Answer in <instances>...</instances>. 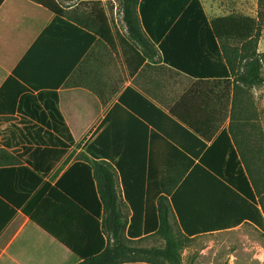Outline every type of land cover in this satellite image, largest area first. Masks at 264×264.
<instances>
[{
  "label": "crops",
  "instance_id": "1",
  "mask_svg": "<svg viewBox=\"0 0 264 264\" xmlns=\"http://www.w3.org/2000/svg\"><path fill=\"white\" fill-rule=\"evenodd\" d=\"M60 1L69 19L92 28H97L94 6H100L112 27L110 40L96 36L80 23L77 26L82 32L64 24L53 27L55 14L31 0H0V151L4 152L0 163L2 156H9L11 164H0V169L22 166L24 161L18 156L25 148L37 146L22 134L45 130L39 124H22L30 112L23 106L27 95L40 99L41 92L56 90L59 111L74 139V145L21 209L5 198L10 192L0 173V264L81 262L79 256L32 222L24 210L38 207L72 166L85 163L86 147L92 144L95 149L99 139L98 146L106 157L98 161L110 166L115 175L126 245L153 249L162 248L165 242L155 232L127 238L133 211L125 200L119 165L128 182L144 177L151 201L149 214L155 218L158 212L154 207L165 196L164 189L175 190L171 196L179 192L182 180L189 176L187 166H202L197 174L189 176L178 196V205L192 230H213L194 239L231 232L247 224L232 228L241 220L244 201L206 172L214 166L223 174L229 164L240 161L230 126L227 80L204 75L211 73L205 70L216 69L215 64L178 61L200 70L202 75L197 77L166 65L160 48L166 34L155 26L150 33L144 30L145 45L136 43L126 26L117 28L116 0ZM206 15L213 19L230 14L213 18ZM90 35L95 40L89 44ZM217 69H221L220 64ZM64 186L74 195L92 197L94 193L89 176L83 173L72 174ZM239 186L247 194L241 182ZM92 208L97 211L96 205ZM88 219L77 217L76 231L88 229ZM170 222L175 232H180L174 208ZM75 233L77 237L81 232ZM107 236L112 244L111 233ZM121 264L155 263L141 257L138 262Z\"/></svg>",
  "mask_w": 264,
  "mask_h": 264
},
{
  "label": "trees",
  "instance_id": "2",
  "mask_svg": "<svg viewBox=\"0 0 264 264\" xmlns=\"http://www.w3.org/2000/svg\"><path fill=\"white\" fill-rule=\"evenodd\" d=\"M31 1L55 14L53 27L64 24L67 28L82 32L77 26L80 22L69 19L58 0ZM261 5L264 6V2ZM93 11L97 28L80 24L84 29L93 31L96 36L110 40L112 27L105 11L98 5L94 6ZM121 13L130 38L140 45L146 44L144 30L150 33L153 28L158 27L166 34L160 43L166 65L187 76L197 77L202 75L200 70L183 66L178 61L185 59L190 62L214 63L216 69L205 70L211 73L204 75L221 76L227 80L230 126L240 161L229 164L228 170L223 174L214 166H209L212 171L208 168L206 172L214 180L228 185V189H232L234 195L244 201L241 220L232 228L245 222L264 229V205L259 201L257 182L254 180L262 173L258 167L261 161L264 162V134H256L258 128L254 120L256 115L253 98V90L264 86V53L259 52L260 20L243 15L209 19L201 0H122ZM83 33L88 35L85 31ZM90 38L89 44L95 40V36L90 35ZM85 50L86 47L84 52ZM219 64L221 69H217ZM23 106L30 112L22 124H39L45 130L23 133L26 140L37 145L36 148H25L18 156L24 161L22 166L0 169V173L5 176L4 186L10 192L5 198L14 205L17 203V209H21L22 203L41 186L59 159L74 145V139L59 111L56 90L41 92L40 99L27 95ZM96 142L95 149L92 144L86 147L84 158L88 160L85 163L79 162L72 166L38 207L24 210V213L79 256V264L135 263L141 257L148 258L155 264H184L183 252L190 247L193 237L213 231L204 228L192 230L178 205V196L184 189L185 182L190 179L189 176L197 174L202 166H187L189 176L182 180L179 192L171 196L175 190H162L165 196L154 207L158 218L149 214L151 201L148 199L144 177L142 180L135 178L128 182L122 166H117L125 200L133 211L127 238L134 239L155 232L165 242L162 248L137 249L123 242L126 227L119 207L115 175L110 166L98 161L106 156L98 146L100 139ZM2 153L4 152L1 150L0 155ZM89 157L94 161L89 160ZM2 158L1 166L11 165L9 156ZM74 173L89 176L94 188L92 197L81 193L74 195L66 189L64 184ZM240 182L247 194L240 189ZM94 205L97 206V211H92ZM172 208L180 219L181 230L178 233L170 222ZM82 216L89 218L88 229L76 231L80 221L77 217ZM75 232L81 233L75 237ZM108 233H111L112 244L108 243ZM83 239L84 242H81Z\"/></svg>",
  "mask_w": 264,
  "mask_h": 264
},
{
  "label": "rangeland",
  "instance_id": "3",
  "mask_svg": "<svg viewBox=\"0 0 264 264\" xmlns=\"http://www.w3.org/2000/svg\"><path fill=\"white\" fill-rule=\"evenodd\" d=\"M210 18L230 15H243L260 20L261 38L259 52L264 53V0H201ZM62 4L63 2L59 0ZM117 28L125 27L121 13L122 0H116ZM63 5V4H62ZM262 14V15H261ZM264 76V68H263ZM255 103L256 134H264V86L253 90ZM262 170L257 176L256 191L261 205H264V162L259 167ZM185 264H264V229L252 224L231 231L200 236L193 240L190 247L183 252Z\"/></svg>",
  "mask_w": 264,
  "mask_h": 264
}]
</instances>
